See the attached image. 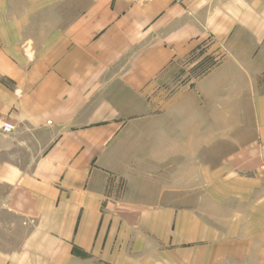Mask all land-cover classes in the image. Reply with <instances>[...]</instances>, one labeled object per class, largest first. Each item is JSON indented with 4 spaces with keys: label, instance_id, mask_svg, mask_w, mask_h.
Here are the masks:
<instances>
[{
    "label": "crops",
    "instance_id": "0c3cea01",
    "mask_svg": "<svg viewBox=\"0 0 264 264\" xmlns=\"http://www.w3.org/2000/svg\"><path fill=\"white\" fill-rule=\"evenodd\" d=\"M12 20L0 17V127H16L0 130V264H94L93 255L124 241L138 251L148 220L169 214L129 209L114 196L128 124L143 120L161 83L204 48L220 60L201 85H249L264 47V0H89L44 52L21 46L28 21ZM220 97L210 100L224 105ZM252 102L264 147V96ZM193 153L201 152L186 150L189 185ZM239 153L236 146L226 162L200 163V184L238 178L247 170ZM261 168L252 179L264 177Z\"/></svg>",
    "mask_w": 264,
    "mask_h": 264
},
{
    "label": "rangeland",
    "instance_id": "374dc122",
    "mask_svg": "<svg viewBox=\"0 0 264 264\" xmlns=\"http://www.w3.org/2000/svg\"><path fill=\"white\" fill-rule=\"evenodd\" d=\"M88 2L0 0V17L10 23L12 19H33L31 26L28 22L23 26L26 37L20 45L44 52ZM9 45L13 43L9 41ZM219 60L205 48L197 52L148 99L154 106L145 107L143 120L128 124L114 163V196H119L126 208L138 205L145 211L165 210L169 215L166 218L161 212L159 221L148 220L137 239L138 251L133 250L131 241L116 243L112 252L93 255L94 264H116L120 257L123 264H129L130 259L138 264H264V177L250 176V171H263L264 166V147L259 143L252 102L255 96H264V47L252 66L255 73L249 75L250 84L241 79L238 90H217L215 82L199 83L218 67ZM250 85L253 89H245ZM216 96H222L225 104L216 106L210 100ZM232 97L234 104H227L225 99ZM237 134L239 144L231 136ZM236 146L240 153L235 162L247 170L237 174L238 178L225 175L201 185L205 179L200 178V163L226 162ZM191 149L201 153L191 155L189 185L184 174L190 163L186 150ZM82 262L93 264L88 257Z\"/></svg>",
    "mask_w": 264,
    "mask_h": 264
},
{
    "label": "built area",
    "instance_id": "2783aa9c",
    "mask_svg": "<svg viewBox=\"0 0 264 264\" xmlns=\"http://www.w3.org/2000/svg\"><path fill=\"white\" fill-rule=\"evenodd\" d=\"M138 1L145 2V1H147V0H138ZM15 129H16V127H15L13 124H11V123H7V122L3 123V124L1 125V127H0V130H1L2 133L5 134V135H9V134H11L12 132L15 131Z\"/></svg>",
    "mask_w": 264,
    "mask_h": 264
}]
</instances>
